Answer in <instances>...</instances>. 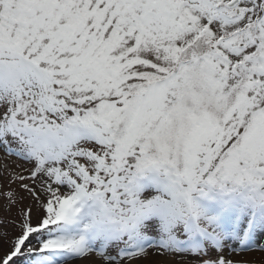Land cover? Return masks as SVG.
<instances>
[{
    "label": "snow or ice",
    "instance_id": "1",
    "mask_svg": "<svg viewBox=\"0 0 264 264\" xmlns=\"http://www.w3.org/2000/svg\"><path fill=\"white\" fill-rule=\"evenodd\" d=\"M0 150V264H264V0H0Z\"/></svg>",
    "mask_w": 264,
    "mask_h": 264
},
{
    "label": "rangeland",
    "instance_id": "2",
    "mask_svg": "<svg viewBox=\"0 0 264 264\" xmlns=\"http://www.w3.org/2000/svg\"><path fill=\"white\" fill-rule=\"evenodd\" d=\"M22 165V161L16 160L14 157L8 158L5 157L3 151L0 150V221L3 222V225L0 226V236H2L4 231L9 233V236L15 235L18 231L17 228H14L10 221H18L20 207L22 205L11 206L8 204L7 199L3 196V192L8 190V169L15 167V165ZM5 165H8V168H5ZM17 191H19L16 185H12ZM32 201L30 199H26L23 204H31ZM37 209L35 205H33V219L35 220ZM2 247H0V251L7 247L6 242L0 241ZM245 259H255L259 261L261 257H264V253L259 252H246L243 254ZM168 259L170 262V258L163 257H155L149 256L143 264H159V261Z\"/></svg>",
    "mask_w": 264,
    "mask_h": 264
}]
</instances>
